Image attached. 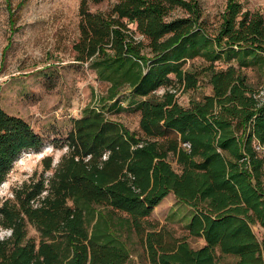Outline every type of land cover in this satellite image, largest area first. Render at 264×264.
<instances>
[{
  "label": "trees",
  "instance_id": "16d2710c",
  "mask_svg": "<svg viewBox=\"0 0 264 264\" xmlns=\"http://www.w3.org/2000/svg\"><path fill=\"white\" fill-rule=\"evenodd\" d=\"M111 1L105 12L90 9ZM176 9L187 16L167 20ZM199 20L197 0H81L74 60L106 85L101 111L73 119L58 162L45 157L41 178L0 205V228L10 232L0 264H127L132 235L149 264H219L217 253L231 264H264V241L252 230L264 231L256 150L264 151V97L243 74L260 69L264 84V16L228 0L215 34ZM195 59L206 65L185 70ZM202 78L210 93L182 107L178 95ZM124 104L139 115L137 132L103 113ZM41 145L0 107V186L22 152ZM170 194L192 210L181 237L149 222ZM197 238L203 246L192 249Z\"/></svg>",
  "mask_w": 264,
  "mask_h": 264
},
{
  "label": "rangeland",
  "instance_id": "374dc122",
  "mask_svg": "<svg viewBox=\"0 0 264 264\" xmlns=\"http://www.w3.org/2000/svg\"><path fill=\"white\" fill-rule=\"evenodd\" d=\"M228 0H197L200 20L208 34L217 32ZM244 10L257 11L264 16V0H236ZM81 0H0V107L9 115L21 118L33 132L40 135L42 145L27 150L15 161L4 183L0 186V205L6 200L15 204L14 191L32 185L41 178L42 160L52 158L54 166L65 152L62 141L71 129V121L80 117L85 108L100 110L101 97L106 85L99 83L88 65L76 62L73 45L78 41L79 5ZM108 4L91 7V11L105 12ZM180 9L174 10L167 20L186 17ZM206 65L202 59L187 61L184 69L196 71ZM225 69L226 63L216 64ZM248 85L264 97L262 71L243 70ZM163 93L159 90L157 97ZM210 88L202 78L195 92L178 95V103L186 108L191 100L208 95ZM123 111H104L105 117L116 121L131 132L138 131L139 115L123 105ZM101 111V110H100ZM57 145L58 148H54ZM256 150L264 156V151ZM175 168V164L171 163ZM49 173H43L46 178ZM106 214L102 207H94ZM192 210L179 203L173 195L165 197L153 209L149 222L174 233L184 235V227ZM124 218L118 214L114 217ZM28 239L37 241L39 234L26 225ZM258 241H264V231L252 227ZM10 235L0 228V240ZM192 249L203 246L202 239H189ZM131 255L127 264H149L139 242L132 235L128 239ZM218 256L219 264H231L232 257Z\"/></svg>",
  "mask_w": 264,
  "mask_h": 264
}]
</instances>
